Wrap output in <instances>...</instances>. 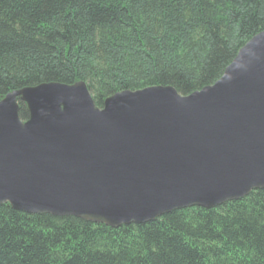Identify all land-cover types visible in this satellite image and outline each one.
<instances>
[{"label": "trees", "instance_id": "16d2710c", "mask_svg": "<svg viewBox=\"0 0 264 264\" xmlns=\"http://www.w3.org/2000/svg\"><path fill=\"white\" fill-rule=\"evenodd\" d=\"M263 30L264 0H0V100L77 81L98 107L153 85L187 95ZM0 264H264V188L116 228L0 204Z\"/></svg>", "mask_w": 264, "mask_h": 264}, {"label": "water", "instance_id": "95a60500", "mask_svg": "<svg viewBox=\"0 0 264 264\" xmlns=\"http://www.w3.org/2000/svg\"><path fill=\"white\" fill-rule=\"evenodd\" d=\"M262 188L264 30L216 81L187 95L153 85L98 107L77 81L0 100V204L15 210L116 228Z\"/></svg>", "mask_w": 264, "mask_h": 264}]
</instances>
